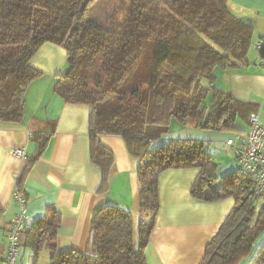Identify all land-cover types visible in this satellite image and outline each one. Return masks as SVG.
<instances>
[{
    "label": "trees",
    "instance_id": "obj_1",
    "mask_svg": "<svg viewBox=\"0 0 264 264\" xmlns=\"http://www.w3.org/2000/svg\"><path fill=\"white\" fill-rule=\"evenodd\" d=\"M97 1L0 0V122H23L27 90L44 75L32 58L47 43L63 46L67 67L55 76L53 92L65 103L91 106L90 158L102 172L100 193L108 190L114 166L100 136L124 141L137 164V227L131 212L105 206L93 218L88 250L59 252L61 217L50 208L26 231V248L35 260L47 248L49 264H148L146 249L160 210L159 177L170 169L195 168L193 199L235 201L202 264H240L264 232V193L255 198L253 180L239 170L218 180L207 141L170 139L155 146V140L174 120L203 130H248L255 107L219 89L215 71L250 64L253 24L231 13L230 0H116L106 28L90 21ZM247 122L248 128L240 126ZM55 133L56 120L30 132L35 149L17 182L24 198L25 177ZM250 263L264 264V243Z\"/></svg>",
    "mask_w": 264,
    "mask_h": 264
},
{
    "label": "crops",
    "instance_id": "obj_2",
    "mask_svg": "<svg viewBox=\"0 0 264 264\" xmlns=\"http://www.w3.org/2000/svg\"><path fill=\"white\" fill-rule=\"evenodd\" d=\"M229 9L234 16L249 20L254 26L250 64L236 70L217 69L215 84L229 91L235 100L253 105L264 123V69L258 64L259 53L254 47L264 37V0H230ZM67 59L63 46L50 43L42 46L31 64L44 75L28 88L23 122L17 125L0 122V264L7 250L6 236L18 212L17 182L35 149L30 132L41 128L43 121L56 120V133L25 177L28 229L54 208L61 217L58 251L86 252L93 218L103 207L117 206L139 218L137 164L122 138L100 136L103 146L114 155L109 188L100 193L102 172L90 158L91 106L65 103L53 92L54 76L66 67ZM240 126L248 128V122ZM174 128L180 129L177 136L180 139L208 142V150L218 164V180L239 170L234 153L223 151L226 141L237 132L179 128V124L173 125L172 132ZM15 150L23 151L25 156L14 155ZM197 174V169L185 168L170 169L160 175V210L146 249L148 264H202L206 246L233 208V197L214 202L193 199L190 190ZM25 242L26 233L21 243V264H49L47 248L40 250L35 260L34 251L26 248ZM263 243L264 232L251 256ZM251 256L240 264H251Z\"/></svg>",
    "mask_w": 264,
    "mask_h": 264
},
{
    "label": "built area",
    "instance_id": "obj_3",
    "mask_svg": "<svg viewBox=\"0 0 264 264\" xmlns=\"http://www.w3.org/2000/svg\"><path fill=\"white\" fill-rule=\"evenodd\" d=\"M254 47L259 53L258 64L264 69V37L256 41ZM223 151L234 153L239 163V171L249 175L254 182L252 190L254 197L262 196L264 193V123L257 113L250 115L248 130L227 140ZM14 155L25 156L20 150H15ZM15 201L18 204V212L6 236L7 250L2 264H21V243L30 222L24 196L17 192Z\"/></svg>",
    "mask_w": 264,
    "mask_h": 264
},
{
    "label": "rangeland",
    "instance_id": "obj_4",
    "mask_svg": "<svg viewBox=\"0 0 264 264\" xmlns=\"http://www.w3.org/2000/svg\"><path fill=\"white\" fill-rule=\"evenodd\" d=\"M153 1L161 4V0H153ZM115 2H116V0H98L95 3V5L90 9V12H89L90 21L92 23H98V24H100L106 28H109ZM66 67H67V65H66ZM66 67L60 73H62L66 69ZM60 73H58V74H60ZM53 87H54V85H53ZM176 124H179V128L185 127L182 124H180L177 120L172 121V124L170 125L169 130L162 136L164 139L160 138L159 140H155V142H156L155 146H160L161 144H163V142H166V140L180 139L179 137H177L179 135L180 129L177 130V128H174L175 130H174V132H172V127H173V125H176ZM134 217H135V225L137 227L138 216H134ZM136 235H137V233H136Z\"/></svg>",
    "mask_w": 264,
    "mask_h": 264
}]
</instances>
